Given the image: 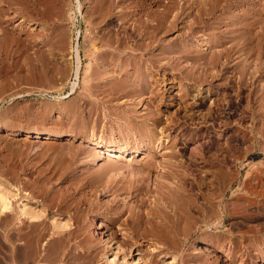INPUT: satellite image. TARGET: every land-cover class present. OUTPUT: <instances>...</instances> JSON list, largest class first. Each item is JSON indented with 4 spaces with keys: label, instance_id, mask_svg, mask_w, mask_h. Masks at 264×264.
I'll use <instances>...</instances> for the list:
<instances>
[{
    "label": "rangeland",
    "instance_id": "1",
    "mask_svg": "<svg viewBox=\"0 0 264 264\" xmlns=\"http://www.w3.org/2000/svg\"><path fill=\"white\" fill-rule=\"evenodd\" d=\"M137 1L0 0V180L12 202L0 214V264H230L213 242L232 246L236 264H264L254 255L264 197L242 199L264 190L247 178L264 171V0H187L193 17L154 40L138 37L136 22L166 3ZM211 10L210 27L185 33ZM132 55L158 99L115 86L136 79L116 67ZM151 112L161 120L154 145L142 140ZM92 139L127 149L100 158ZM209 201L218 219L192 209L177 236L168 232L176 209ZM24 204L41 218L23 216Z\"/></svg>",
    "mask_w": 264,
    "mask_h": 264
},
{
    "label": "bare ground",
    "instance_id": "2",
    "mask_svg": "<svg viewBox=\"0 0 264 264\" xmlns=\"http://www.w3.org/2000/svg\"><path fill=\"white\" fill-rule=\"evenodd\" d=\"M137 1V0H136ZM154 1V3H158V4H161L162 2H165L166 4L164 5V4H162V5H164V6H161V8H160V10H159V17H157V15L154 17L152 14H151V16L152 17H150V19L148 18V20H146V21H148V22H146L145 20L144 21H140V22H136V26H137V23H138V26L137 27H139L140 29H141V27L146 31V28H147V30H148V28L150 27L151 29H152V26L150 25L149 26V22H151V23H155V24H157V26L156 27H153V29H152V33H147V32H145L144 30H141L140 31V36H138V37H140L142 40H145V39H148V38H150V36H151V38H150V40H154L156 37H157V35H156V33L158 32V31H160V28L161 27H163V26H165L166 24H171L170 25V27H175L177 24V22H180V20L182 19V21L184 20V19H190L191 17H193V14H191V13H189L188 12V7L185 5L186 4V1L187 0H153ZM204 1H207V0H204ZM203 1V2H204ZM209 1H211V0H209ZM209 1H207V2H209ZM127 2V1H126ZM133 2V1H132ZM131 2V4H133ZM195 2V1H194ZM201 2H202V0H201ZM202 2V3H203ZM181 3H183V4H181ZM185 3V4H184ZM157 4V5H158ZM201 4V3H200ZM204 4H206L205 2H204ZM210 4V3H209ZM139 10H143L144 8H145V5H146V2L144 1V0H138L135 4H134ZM149 5V4H148ZM203 5V4H202ZM133 8V7H132ZM132 10V9H131ZM136 10V9H135ZM201 10V9H200ZM145 11V10H144ZM142 12V11H141ZM157 12V11H156ZM155 12V13H156ZM211 12H213V10H211L210 11V13L209 14H207V13H205V14H201V13H199V14H201V17L200 18H195L194 19V22H191L192 23V25L190 26H188L187 24V26H186V29H185V33H187V32H189V34L190 33H195L194 31V27H195V25L196 24H202V25H207V26H209L210 27V25H209V23L207 22V19H204V17H203V15H213ZM203 13V12H202ZM139 15V14H138ZM144 15H146V14H144ZM149 15V14H148ZM150 16V15H149ZM185 16H186V18H185ZM146 17V16H145ZM206 17V16H205ZM2 19V18H1ZM147 19V18H146ZM2 20H5V19H2ZM1 20V21H2ZM134 26V25H133ZM167 26V25H166ZM136 27V28H137ZM167 28H168V26H167ZM176 29V28H175ZM5 31V29H4V27L2 26V23H0V33H3ZM187 31V32H186ZM138 32V31H137ZM150 32V31H149ZM5 33V32H4ZM3 33V34H4ZM149 34H150V36H149ZM188 34V33H187ZM188 34V35H189ZM2 35V34H1ZM193 37V36H192ZM140 48L142 49V47H146V45L144 44V43H141L140 45ZM144 47V48H145ZM120 49V48H119ZM124 49V48H123ZM133 49V48H132ZM135 49V48H134ZM147 49V48H146ZM136 50V49H135ZM114 51V50H113ZM78 51L76 50V53H77ZM134 52V51H133ZM111 53H115V52H110V54ZM134 54V53H133ZM138 54V53H137ZM113 55V54H112ZM133 56V55H132ZM221 56V55H220ZM77 58L79 59V65H78V67L80 68V57H79V55L77 54ZM127 59H128V57H127ZM157 59H153V60H149L148 62L149 63H151L152 65L153 64H155L157 61H156ZM112 61V60H111ZM125 61H127V60H125ZM145 61V60H144ZM144 61H143V59H138L137 57H136V55L135 56H133V57H131L129 60H128V62H127V64H124V65H117L116 67L119 69V71L122 69H124V66L125 67H132L133 68V70H135L134 72V74L136 75V79L135 80H133L134 79V76H132V78L133 79H131V81L129 80V78H131V77H129V76H127L126 74H125V76H123L121 79V81H123V78L126 80V81H128V83H126V82H118L115 86H118V88L120 89V90H122V92L126 95V96H128V97H145L144 99H143V102H146V101H148V102H151V100L153 99V100H156V99H158L160 96H159V94H158V91L156 90V89H154V88H152L153 87V85H151V84H149L150 82H149V79H148V77L146 76V74L145 73H143L142 72V67H143V65L144 64H142V63H144ZM174 61V60H173ZM161 63V62H160ZM101 64V63H100ZM148 64V63H147ZM158 64V63H157ZM168 65H171L173 68L174 67H176V65H177V62H169V64ZM168 65H166V66H168ZM110 66V65H109ZM106 68V67H105ZM78 69V68H77ZM117 72V71H116ZM79 75V74H78ZM77 75V76H78ZM131 76V75H130ZM202 77H204V75H202ZM202 77H201V80H202ZM118 79V78H117ZM118 81H119V79H118ZM130 82V83H129ZM204 82V81H203ZM115 83V82H114ZM111 84V83H110ZM105 86H106V84H105ZM109 86V85H108ZM108 86H107V88H108ZM95 88V87H94ZM106 88V87H105ZM104 89V88H103ZM142 101V100H141ZM142 103V102H141ZM158 113L157 112H151V115H150V118H149V120H151L152 122H153V126H154V129L152 128V129H150L149 128V130H147V132L146 133H142V140L143 139H145L146 141H149L150 142V145H154V143L156 142V139H157V137H156V134H155V131L157 130V129H159L160 128V125H161V120H159V118L157 117L158 115H157ZM143 119H145V118H143ZM133 120V119H132ZM132 124V123H131ZM130 124V125H131ZM128 125V124H127ZM131 126H133V125H131ZM152 126V127H153ZM7 127V126H6ZM8 129H9V127H8ZM33 138V137H32ZM118 143V142H117ZM91 144L92 145H95L96 146V149H99L98 151H99V157L101 158V157H103V155H108V156H114V153H123L126 149H127V146H125V143H123V144H118V145H112V144H110L109 142H107V141H104V140H98V139H96V140H93L92 139V141H91ZM95 149V150H96ZM158 150H159V145H158ZM117 155V154H116ZM121 155V154H120ZM240 161V160H239ZM168 165V167L169 168H172L173 166L171 165V164H167ZM166 176H170V175H172V174H165ZM247 178H249L248 180H254V181H256L257 183H258V185H259V183L262 185V182L264 181V171H260V172H256V173H252V175L251 174H248V176H247ZM164 179V178H163ZM165 179H166V177H165ZM234 180H235V178H234ZM247 183H248V181H247ZM250 183V182H249ZM202 185V184H201ZM247 185H249V184H247ZM253 185V184H252ZM251 187V186H250ZM253 187V186H252ZM262 187V186H261ZM173 188V187H172ZM180 188H182V187H179L178 189L180 190ZM245 189H247L246 190V196H244L242 199L246 202V203H248L249 201H251V199H255V197H262V199H263V197H264V190L263 191H261L262 189H263V187H262V189L260 188V191L261 192H263V193H261V194H258L259 192H256V190H258V189H256L255 190V192H253V191H251V189H248V188H245ZM168 190H170V189H168ZM177 189H172L171 190V194H172V197H174L173 199L174 200H176L177 202H179V200H180V198H182V197H180V196H184L182 193H178V191H176ZM253 190V189H252ZM181 191V190H180ZM181 194V195H180ZM180 195V196H179ZM184 198V197H183ZM257 199V198H256ZM256 199H255V201H256ZM212 200V199H211ZM238 200V199H237ZM241 200V199H240ZM242 200V201H243ZM252 200V201H253ZM261 201V200H260ZM244 203V202H243ZM251 203V202H250ZM238 204H239V202H238ZM244 205V204H243ZM185 206V205H184ZM239 207H240V205H239ZM11 208H12V202H11V195H10V193L4 188V182L3 181H1L0 180V214H6V213H9L10 212V210H11ZM228 208V207H227ZM180 209V208H179ZM178 209V210H179ZM183 210H179L180 212H178L177 211V209L175 210V212H174V218L175 219H172V217H171V219L169 220V222H173L174 224L171 226L170 225V228H169V230H168V232H172L171 234H172V236L174 235V236H177V234H179V232H180V230H179V228H180V225L182 224V223H187L190 219H192L193 218V215L191 214V211H192V209H195V210H197V211H200L202 214H203V216H204V218L205 219H207V220H209L210 218H215V219H218V217H219V215L221 214L220 213V210H219V207H215V206H213V204H212V201H209V203H208V206L207 207H197V206H195V204H191L190 206H188L187 208H182ZM217 209V210H216ZM22 210V215L23 216H26V218L28 217L29 218V220H31V221H35V220H38V219H40L41 218V214L36 210V208L35 207H32V206H29L28 204H24L23 205V208L21 209ZM227 210V209H226ZM237 212V211H236ZM201 214V215H202ZM241 215V214H240ZM173 216V215H172ZM220 219H222V217L220 216ZM159 221V220H158ZM37 222V221H36ZM217 222H218V220H217ZM172 224V223H171ZM218 224V223H217ZM168 226H169V224H167ZM220 226L221 225H223V222H221V224H219ZM56 226H57V228L58 229H60V230H65V229H67V228H69V225L68 224H66V223H64V222H59V223H56ZM212 226V225H211ZM214 226H215V224H214ZM215 227H217V226H215ZM168 228V227H167ZM209 230H211L212 229V227H207ZM258 228V227H257ZM171 230V231H170ZM166 231V230H165ZM98 232V231H97ZM255 232H257V231H254V233ZM259 232V231H258ZM231 234V233H230ZM256 234V233H255ZM169 239V238H168ZM251 240H252V238H251ZM229 241V240H228ZM246 241V240H245ZM213 242V241H212ZM247 242V241H246ZM256 242V241H255ZM170 243H171V241H170ZM250 244H248V243H246L247 244V250L249 249V248H251L252 247V242H249ZM212 247H214L215 249H217V251H219V252H221V253H224L225 254V261L226 262H230L231 261V263L230 264H236V262H238V261H242L243 262V257H240V256H238V255H235L234 254V251H233V249H232V246L230 247V248H224V247H219L218 245H216L214 242H213V244L211 243L210 244ZM233 245V244H232ZM242 246V245H241ZM264 246V245H263ZM235 247V246H234ZM237 247H239L238 245H237ZM244 248V247H243ZM246 249V248H245ZM118 254L115 252V251H113V253H112V260H110L109 262L110 263H115V261H116V258L118 257L117 256ZM245 255V254H244ZM254 255H256V256H258V258H259V260L261 261L262 260V258H264V250H259V248L256 250V252L254 253ZM219 260V259H218ZM218 260L217 259H215L214 261H212V264H216L217 262H218ZM174 261V260H173ZM208 262V261H207ZM205 264V263H204Z\"/></svg>",
    "mask_w": 264,
    "mask_h": 264
}]
</instances>
